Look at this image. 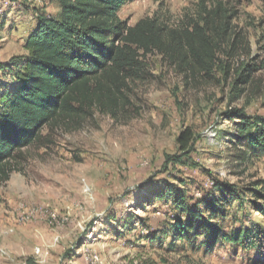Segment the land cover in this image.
Segmentation results:
<instances>
[{
	"label": "rangeland",
	"instance_id": "374dc122",
	"mask_svg": "<svg viewBox=\"0 0 264 264\" xmlns=\"http://www.w3.org/2000/svg\"><path fill=\"white\" fill-rule=\"evenodd\" d=\"M204 9L225 11L238 39L217 54L210 76L192 77L157 53L141 56L115 116L94 111L46 127L23 150L21 171L0 187V264H264L263 247L219 242L207 251L202 237L193 246L174 241L172 227L188 220L173 204L180 196L205 219L207 202L223 200L216 222L224 233H264V198L250 194L264 195V152L236 132L240 115L264 119V0H130L118 16L128 26L157 18L178 30ZM59 10L55 0H0V99L13 88L8 66L27 55L35 13ZM248 65L260 70L244 85ZM187 129L193 140L183 153L177 138ZM127 222L137 227L130 234Z\"/></svg>",
	"mask_w": 264,
	"mask_h": 264
},
{
	"label": "trees",
	"instance_id": "16d2710c",
	"mask_svg": "<svg viewBox=\"0 0 264 264\" xmlns=\"http://www.w3.org/2000/svg\"><path fill=\"white\" fill-rule=\"evenodd\" d=\"M55 1L59 14L51 17L35 13L36 24L23 47L27 55L14 60L6 71L14 81L13 88L0 99V187L12 173L21 171L23 150L38 140L44 128L81 123L94 111L115 116L126 99L127 81L142 66L141 56L157 53L192 77L210 76L217 66V54L224 47L234 49L238 42L228 31L225 11L204 9L205 15L191 27L176 30L157 18H144L128 26L118 15L130 0ZM258 70L246 66V74L240 75L238 82L248 84L252 72ZM240 116L236 132L241 144L264 152V119ZM192 140L190 130L181 132L177 138L180 151L187 152ZM250 194L264 198L259 190ZM184 201L179 196L173 203L181 216H188L187 222L176 220L172 225L174 241L193 246L202 237L201 246L207 251L219 242L245 251L264 248V233L259 227L224 233L216 222L224 217L223 200L207 202V219L198 210L187 209ZM251 205L263 213L257 202L251 201ZM127 227L128 234L137 228L128 222ZM154 239L155 235L150 238Z\"/></svg>",
	"mask_w": 264,
	"mask_h": 264
}]
</instances>
